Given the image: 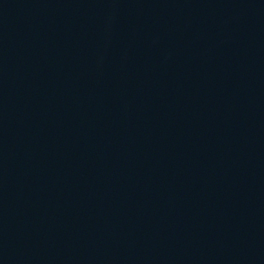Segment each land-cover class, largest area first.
I'll list each match as a JSON object with an SVG mask.
<instances>
[{
	"label": "water",
	"instance_id": "water-1",
	"mask_svg": "<svg viewBox=\"0 0 264 264\" xmlns=\"http://www.w3.org/2000/svg\"><path fill=\"white\" fill-rule=\"evenodd\" d=\"M0 264H264V0H0Z\"/></svg>",
	"mask_w": 264,
	"mask_h": 264
}]
</instances>
